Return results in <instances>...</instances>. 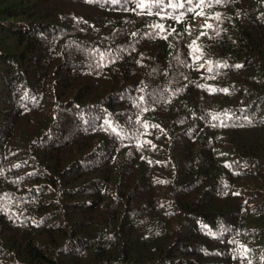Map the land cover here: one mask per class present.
<instances>
[{"label": "trees", "instance_id": "trees-1", "mask_svg": "<svg viewBox=\"0 0 264 264\" xmlns=\"http://www.w3.org/2000/svg\"><path fill=\"white\" fill-rule=\"evenodd\" d=\"M0 264H264V0H0Z\"/></svg>", "mask_w": 264, "mask_h": 264}, {"label": "snow or ice", "instance_id": "snow-or-ice-1", "mask_svg": "<svg viewBox=\"0 0 264 264\" xmlns=\"http://www.w3.org/2000/svg\"><path fill=\"white\" fill-rule=\"evenodd\" d=\"M138 2H140V0H138ZM186 3H192L193 0H185ZM213 2L215 3H221L222 0H199V5H207V4H212ZM163 3V0H152V4L159 6ZM188 11L195 13V9H188ZM158 14H159V10H158ZM219 18V17H217ZM160 28H163L162 25L158 26ZM208 27H211V25H208ZM239 67V66H238Z\"/></svg>", "mask_w": 264, "mask_h": 264}]
</instances>
